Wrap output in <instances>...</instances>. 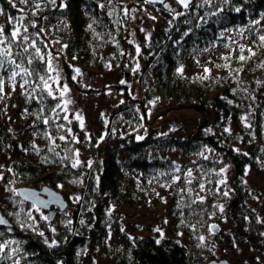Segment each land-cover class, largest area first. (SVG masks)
Wrapping results in <instances>:
<instances>
[{
  "label": "trees",
  "instance_id": "trees-1",
  "mask_svg": "<svg viewBox=\"0 0 264 264\" xmlns=\"http://www.w3.org/2000/svg\"><path fill=\"white\" fill-rule=\"evenodd\" d=\"M12 3L15 8L0 0L4 35L12 30L7 15H23L28 27L23 34L35 41L44 57L39 59L32 47L23 52L29 42L21 40L12 44V56L7 58L34 70L23 79L30 86L26 99L35 121L32 129L43 136L44 147L22 144L0 104V186L10 196L0 202L9 222L0 224V264H206L216 246L229 252L244 241L264 257V186L249 192L238 183L243 167L264 171V40L260 39L264 0H195L187 9L173 0L156 5L142 0ZM134 6L158 17L150 40L141 43L139 52L130 48V14L123 12ZM52 53L102 73L111 65L134 70L142 100L136 101L129 92H116L123 93L127 102L107 122L99 120L90 137L79 132L80 138L75 139L79 128L73 130L62 115L56 117L59 101L42 89L38 78L46 74V59ZM241 55L246 59L241 61ZM7 60L5 69L18 70ZM5 69H0L3 82L10 75ZM67 79L83 95L96 93L83 90L72 75ZM36 85L41 86L34 91ZM111 89L121 91L125 86ZM159 101L197 110L201 121L195 132L186 137L145 134L142 129L152 124L147 105ZM78 152L90 155L89 165L72 167ZM180 156L187 160L177 161ZM223 157L240 164L233 190L221 183ZM30 180L57 192L61 185L82 186L80 201L71 213L43 220L36 206L15 192V187ZM4 201L17 210L4 207ZM151 203L166 205L172 218L171 236L150 228L144 236L129 238L120 231V217L114 210ZM225 206L233 234L219 229L226 223L221 210ZM213 233L218 243L205 241Z\"/></svg>",
  "mask_w": 264,
  "mask_h": 264
},
{
  "label": "rangeland",
  "instance_id": "rangeland-1",
  "mask_svg": "<svg viewBox=\"0 0 264 264\" xmlns=\"http://www.w3.org/2000/svg\"><path fill=\"white\" fill-rule=\"evenodd\" d=\"M129 4H132L129 2ZM129 11L130 14V25L128 27L130 48L134 47L137 49V46L140 47L141 43L149 41L153 28L158 21V17L151 11L146 8H136L134 6ZM154 18V19H153ZM0 25H2V18L0 16ZM0 47H4L0 46ZM64 51V50H63ZM66 54V52H65ZM128 58L131 59V55H128ZM126 58V59H128ZM51 60L52 68L54 71L50 72L51 77L49 85L52 88V95L58 99L60 107V112L56 116L57 118L62 115L64 118L67 117V124L71 126H77L79 128L76 133L72 132L75 139L80 138L79 132H85V134L90 137V134L95 133L97 130L99 120L107 122L108 119L119 109L120 104L126 103L127 98L123 93L116 92H129V94L136 100H142V90L135 75L134 70L129 71L127 67H116L111 65L110 69L105 73L100 72L94 68H85L76 59L64 58L57 53H52L46 61ZM126 64V63H125ZM76 69H79V73L76 72ZM128 70V71H127ZM16 71H19L16 70ZM185 72L192 73L191 70H184ZM127 73V74H126ZM69 75H72L74 81L82 85L83 90H92L96 92L90 95H83L79 93L76 88L71 84L67 79ZM121 81L127 82L128 88H125L121 91L111 89L114 86H118ZM24 83L22 76H17L15 80H10L9 77L3 82L2 91H0V104L4 106L5 115L7 119L11 122V127L14 131L18 132L19 139L21 143L26 142V147H31L35 145L36 148L44 147L42 143V135L39 131L32 129L35 125L33 117L30 115L29 110L27 109V99L26 95L29 91L30 86L24 84L22 88L21 85ZM13 85L15 87L13 88ZM64 85H67L68 91L61 96V91L63 90ZM35 87L34 91L36 90ZM44 90V89H43ZM45 91H47L45 89ZM83 92V91H81ZM67 102V103H66ZM139 105V104H138ZM137 108L141 109L140 106ZM147 114L149 121L152 123L151 128H144L142 131L145 134L150 133L151 131L159 132V134H167L171 136H181L186 137L189 134L195 132L200 121L201 115L197 110L193 108H180L177 103H166V102H151L147 105ZM166 112V114H163ZM81 114L83 118V128L80 127V121L75 118L76 114ZM160 114V115H159ZM159 115V116H158ZM212 121L215 118H211ZM74 130V129H73ZM33 143V144H32ZM89 154L84 152H78L76 161H79V166H84L90 164ZM171 157H174L171 155ZM184 162L187 160L184 157L177 158V161ZM226 167L223 170V181L224 186L228 189L234 187V177L236 174L237 166L233 162V159L224 158L222 159ZM243 172L239 176V184L243 189H247L249 192L258 191L264 186V171L257 173L251 170L249 167H243ZM0 178V183L2 182ZM36 180H30L24 183L23 186L36 188L41 190L43 185H37ZM20 187V186H19ZM15 187V192L17 194V189ZM0 202H3L4 198L10 197L4 187L0 186ZM83 187L68 188L67 186L61 185L59 193H61L64 199L67 201V208L62 211L59 206L54 205L50 210L42 209L41 207H35V211L39 213L41 219L49 220L48 216H51V219L59 217L63 213H71L76 206L78 205ZM166 198V197H165ZM164 198V199H165ZM169 201V198L166 199ZM166 201V202H167ZM9 201H4V207L10 208L12 210H17L16 206L10 205ZM117 212V215L120 217V231L129 238H134L135 236H144L148 233L150 228L153 230L159 229L161 235L171 236L172 232L170 230V224L172 218L170 213L167 211L166 205L160 206L153 203L139 208H125L121 210H114ZM222 213L225 216V226H220V230L229 232L233 234L235 228L232 224L228 223L227 218V207H223ZM45 217L47 219H45ZM56 221V220H55ZM180 240L183 241V236H180ZM217 236L213 233L205 237L207 242H216L218 240ZM117 242V241H116ZM225 252V251H224ZM221 252L220 247H215L214 252L211 253L212 260H228L230 262L241 261L248 264H257L264 263V257L256 247L252 246L250 242L244 241L242 243L236 244L235 248L229 252ZM232 252V253H230ZM213 254V255H212ZM1 256V250H0ZM206 263V264H207ZM102 264H110L109 262H102Z\"/></svg>",
  "mask_w": 264,
  "mask_h": 264
},
{
  "label": "snow or ice",
  "instance_id": "snow-or-ice-1",
  "mask_svg": "<svg viewBox=\"0 0 264 264\" xmlns=\"http://www.w3.org/2000/svg\"><path fill=\"white\" fill-rule=\"evenodd\" d=\"M21 2L27 4L29 2V0H21ZM53 2H54V0H53ZM8 3L13 8L16 7V5L14 3H12V0H8ZM179 3L184 5V7L188 6V0H179ZM35 7L37 9H39L40 5L36 4ZM20 11L23 12V9H20ZM129 11H134V9H132V10L127 9V8L123 9V12L125 15H127ZM0 14H5L2 8H0ZM33 15H35V13H33ZM7 19L9 21V23L12 25V30H11L9 35H4V27H3V25H0V46H3L6 44V42H8L6 47H0V57L3 58V59H0V69H5V60H7L8 57L12 56L11 46L13 43H17V41H21V40L22 41H28L29 42L28 47L22 48L23 52H28L29 47L35 48V41L30 40V37L28 35L23 34V33L28 32V27L23 24L25 17L23 15H20L19 17L14 18L11 15H7ZM29 23L32 24V26H34V22L29 21ZM89 27H91V25H89ZM36 35L39 36L40 33L37 32ZM260 39L264 40V36H261ZM17 47H21V46L19 44H17ZM136 51L137 52L140 51L139 46H137ZM249 51H251V50H249ZM35 52H36L37 57L39 59H44V57L40 55L41 50L39 48H35ZM252 54L254 55L255 53H252ZM239 59L241 61H243L246 59V57L241 55L239 57ZM7 63L14 65L15 69H19V71H15L13 69H5L6 71H9V73H10V75H9L10 80L14 81L17 76L30 77L33 74L34 70H30L28 67H21L20 64H16L15 60H7ZM27 63L29 65H31L32 60L28 59ZM261 67H264V64H262ZM52 71H54V69L52 68L51 60L49 59L47 61V72H46V74L44 76L38 77L39 80L42 81V89H46L47 94L50 96L52 95V88L49 85L48 81L50 79H54V78L51 76H47V73L52 72ZM79 71H80L79 69H76L77 73H79ZM46 76H47V79H46ZM121 83H124V81H121ZM24 84H29V81L27 79H25L24 83L21 85L22 88L24 87ZM2 85H3V80H0V91H2ZM36 86L40 87L41 85H36ZM14 87H15V85H13V88ZM67 91H68L67 85H64L63 90L60 93L61 96H63ZM229 103H231V101H229ZM56 107H60V105L58 104V105H56ZM75 118L80 121V127L83 128L84 124H83V118H82L81 114L77 113ZM65 119H67L66 116H65ZM241 119H246V117H242ZM44 123H48V121L45 120ZM248 126L251 127V125H248ZM59 127H63V126H59ZM68 131L71 132V129H68ZM226 131H227V129H226ZM59 139L64 140L65 137L60 136ZM53 143H54V141H53ZM77 155H78V153H77ZM78 164H79V161L77 160V161L72 163V167H77ZM177 170H179V169H177ZM221 171H223V169ZM187 175L190 177L192 175L191 171H189ZM175 179L178 180V179H180V177L177 176V177H175ZM221 183H224V181H221ZM201 188H203V185H201ZM224 194L227 195V192H225ZM45 219H47V218L45 217ZM4 222L5 221L0 220V223H4ZM157 231H160V230L157 229ZM200 240H204V237H200Z\"/></svg>",
  "mask_w": 264,
  "mask_h": 264
},
{
  "label": "water",
  "instance_id": "water-1",
  "mask_svg": "<svg viewBox=\"0 0 264 264\" xmlns=\"http://www.w3.org/2000/svg\"><path fill=\"white\" fill-rule=\"evenodd\" d=\"M142 1H145L153 5L164 4L167 2V0H142ZM173 1L179 4L181 8L187 9L195 0H188L187 7H184V5L180 4L179 0H173ZM128 85L129 84L127 82H124L125 88H128ZM216 141L218 140H213V143H215ZM239 167H240V164H237V168ZM17 194L25 202L34 204L35 206L41 207L42 209L50 210L54 205H57L60 207L62 211H64L68 206V203L64 199L63 195L50 187H45L41 190H38L36 188L23 186L17 189ZM235 204H236V201L234 202V206ZM0 220L5 221L4 223L9 225L7 218L4 216V214L1 211H0ZM213 229L216 230V227H213ZM207 264H234V263H231L228 260H221V261L212 260L208 262Z\"/></svg>",
  "mask_w": 264,
  "mask_h": 264
}]
</instances>
